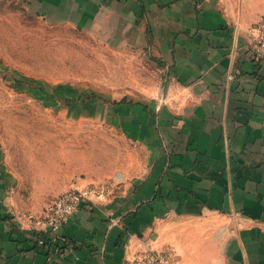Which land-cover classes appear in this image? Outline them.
<instances>
[{
  "label": "crops",
  "instance_id": "1",
  "mask_svg": "<svg viewBox=\"0 0 264 264\" xmlns=\"http://www.w3.org/2000/svg\"><path fill=\"white\" fill-rule=\"evenodd\" d=\"M22 1L50 23L143 51L164 81L157 105L128 102L153 142L148 168L60 227L64 254L39 247L52 235L47 211L20 197L0 142V264H130L164 250L180 264H264V59L250 31L264 0Z\"/></svg>",
  "mask_w": 264,
  "mask_h": 264
},
{
  "label": "rangeland",
  "instance_id": "2",
  "mask_svg": "<svg viewBox=\"0 0 264 264\" xmlns=\"http://www.w3.org/2000/svg\"><path fill=\"white\" fill-rule=\"evenodd\" d=\"M162 75L141 50L119 51L22 0H0V142L20 197L40 214L76 187L126 194L153 146L143 111L128 102L157 105ZM132 115L140 125H126Z\"/></svg>",
  "mask_w": 264,
  "mask_h": 264
},
{
  "label": "built area",
  "instance_id": "3",
  "mask_svg": "<svg viewBox=\"0 0 264 264\" xmlns=\"http://www.w3.org/2000/svg\"><path fill=\"white\" fill-rule=\"evenodd\" d=\"M252 45L258 56L264 59V17H261L250 29ZM95 197L104 198L105 189L100 186H84L62 192L47 209L45 221L51 237L40 235L38 244L41 249L57 254L67 252L72 244L61 237L59 229L83 205L90 204ZM130 264H180L171 250L154 251L134 259Z\"/></svg>",
  "mask_w": 264,
  "mask_h": 264
}]
</instances>
